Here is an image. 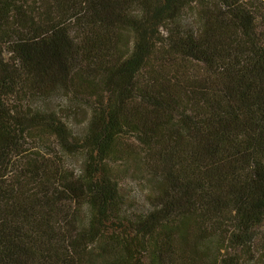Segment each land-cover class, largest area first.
<instances>
[{
  "label": "trees",
  "instance_id": "1",
  "mask_svg": "<svg viewBox=\"0 0 264 264\" xmlns=\"http://www.w3.org/2000/svg\"><path fill=\"white\" fill-rule=\"evenodd\" d=\"M0 264H264V0H0Z\"/></svg>",
  "mask_w": 264,
  "mask_h": 264
},
{
  "label": "rangeland",
  "instance_id": "2",
  "mask_svg": "<svg viewBox=\"0 0 264 264\" xmlns=\"http://www.w3.org/2000/svg\"><path fill=\"white\" fill-rule=\"evenodd\" d=\"M65 93L57 92L53 95V100L51 101V105L59 109L58 103L59 101L64 98ZM63 100V99H62ZM48 104V103H47ZM78 107L75 106V111L77 113H74L70 117H67V119L70 120L72 126L74 127L76 132H80L83 129L84 122H85V116H86V111L84 110L85 106H81L80 109L78 110ZM71 109H64L63 111L60 112H65L66 116H69V111ZM50 141L52 140V137L49 139ZM48 141L47 139H42L40 137H31L28 140L27 145H33V147L38 148L41 150L43 153H45L48 156H55L54 153H51V151L48 149L47 145L45 142ZM54 144V142H53ZM80 158L78 155L75 156H70L69 162L71 165H80ZM121 186H122V192L128 197L127 205H129L130 208H141L144 205L145 202V183L144 181L140 180L139 177H133V176H127L124 175L122 176L121 179Z\"/></svg>",
  "mask_w": 264,
  "mask_h": 264
}]
</instances>
